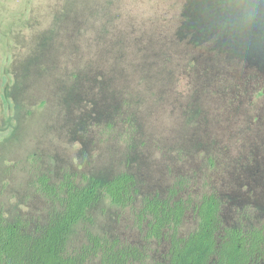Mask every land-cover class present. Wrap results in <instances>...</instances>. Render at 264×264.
I'll return each mask as SVG.
<instances>
[{
    "label": "rangeland",
    "instance_id": "1",
    "mask_svg": "<svg viewBox=\"0 0 264 264\" xmlns=\"http://www.w3.org/2000/svg\"><path fill=\"white\" fill-rule=\"evenodd\" d=\"M134 177L67 235L93 234L166 262L145 239L147 198L183 201L180 236L206 195L222 229L264 234V0H0V211L37 233L59 205L38 188ZM90 257L85 264H100ZM264 262V257H263Z\"/></svg>",
    "mask_w": 264,
    "mask_h": 264
},
{
    "label": "trees",
    "instance_id": "2",
    "mask_svg": "<svg viewBox=\"0 0 264 264\" xmlns=\"http://www.w3.org/2000/svg\"><path fill=\"white\" fill-rule=\"evenodd\" d=\"M85 181L89 183L82 186L72 180L50 185L48 178L39 179L40 191L59 208L37 233H28L20 222H8L0 211V264H85L90 257H98L100 264L141 261L144 254L138 247L93 234H89L88 245L78 256L67 253V235L87 219L101 197L119 208L133 205L136 199L135 179L127 173L107 182L87 177ZM220 209L216 196H204L196 207V230L181 237L179 229L188 212L185 202L147 198L136 214V223L141 230L146 226V240L167 238L170 242L168 260L156 264H264L263 231L222 229Z\"/></svg>",
    "mask_w": 264,
    "mask_h": 264
}]
</instances>
